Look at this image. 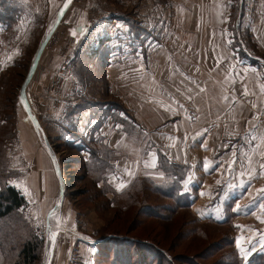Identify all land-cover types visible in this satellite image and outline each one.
<instances>
[{
    "label": "crops",
    "instance_id": "obj_1",
    "mask_svg": "<svg viewBox=\"0 0 264 264\" xmlns=\"http://www.w3.org/2000/svg\"><path fill=\"white\" fill-rule=\"evenodd\" d=\"M63 2L50 1L49 18L54 21L33 58ZM178 2L177 22L167 27L154 25L167 17L166 0L152 2L162 14L155 15L152 7L151 26H140V0H132L130 10L119 0L92 1L91 7H98L100 14L93 20L75 12L71 4L42 51L26 93L50 142L57 132L63 140L74 134L100 147L93 157L72 140L66 145L82 153L88 163L101 162L104 168L95 174L97 185L106 189L110 199L135 180L169 184L176 178L169 164H178L179 192L191 196V211L200 223L231 226L235 247L247 261L264 252V209L259 207L264 194L253 203L258 190L264 189V43L260 40L264 13L254 17L261 20L259 28L248 27L257 39L253 46L257 52L247 46L243 57L230 46L233 0ZM21 5L23 19L29 4L22 0ZM248 16L240 14L237 25ZM0 24V32L4 26L11 30L12 26ZM56 70L65 72L57 93L51 87ZM34 95L47 105L46 115L38 111L37 104L43 105L35 104ZM45 124L53 134H48ZM23 139L29 148L33 142L37 153L30 148L34 158L27 155L29 162L19 161L15 185L27 203L39 209V221L45 214L50 243L44 258L48 256L49 264H93L100 241L97 231L84 228L83 220L76 218L77 207L64 197L55 232V191L60 196V180L52 154L44 141ZM103 151L111 154L108 160ZM8 226L21 230L25 225L19 220ZM8 242L0 240L4 254Z\"/></svg>",
    "mask_w": 264,
    "mask_h": 264
},
{
    "label": "rangeland",
    "instance_id": "obj_2",
    "mask_svg": "<svg viewBox=\"0 0 264 264\" xmlns=\"http://www.w3.org/2000/svg\"><path fill=\"white\" fill-rule=\"evenodd\" d=\"M21 1L22 0H17L15 3L21 5ZM23 1L29 4V12H26L23 19L20 18L17 23L12 25L10 28L11 30H7L4 26V32H0V192L6 186H14L16 184V173L18 172L17 167L19 161L27 160L29 162L31 159L29 160L27 155H29L30 158H34V156H32L34 154L30 153V148H34V143H31L32 145L30 148L26 147L25 143H23V138L27 140L34 138L37 141H43L41 132H38L39 130L28 116L20 101V96L22 84L35 60V58H33L34 50L39 40L44 37L54 20H50L51 18H49L51 0H35V2L32 3L27 0ZM92 1H97L99 3L100 1L106 2L108 0H73L71 4L74 3L75 12L78 14H89V18L93 20L100 14L98 7H91ZM110 1L115 3V0ZM119 1L129 6L128 10H130V3L132 0ZM175 1L166 0L164 14L167 15V17H165V19L156 20V24L154 25L160 24L159 26L161 27H167V25L174 26L177 22L175 11H177L179 7V2L175 3ZM152 2H159V0H140V26L153 25V19L148 18L152 13L150 10L155 6ZM32 5L38 8H32ZM22 6L23 5H21V7ZM39 6L42 7L40 8ZM156 7H159V5H156L154 8L155 15L158 14ZM30 9L32 11H30ZM245 13L249 14V16L243 21V24L238 26L236 21L238 16L240 14L244 15ZM263 13L264 0H233L232 17L229 24L231 31V34L230 32L229 34L232 38L231 47H237L241 53L242 50H245L244 48L249 46L250 52L251 50L257 52L256 48L254 49L253 47L257 45V39H253L248 27L253 30L254 27L259 28L261 26V20L258 17L254 19V17L257 14ZM161 14L162 11L158 16ZM253 20L255 21L253 22ZM157 21H159L158 24ZM162 21H164L163 25L161 24ZM242 26L244 28H241ZM0 27H2L1 24ZM260 40L264 43L263 38L260 37ZM64 78L65 72L55 71V75H53L51 81V87L55 89V93H57L64 84ZM54 83L55 85L58 83L57 86H55ZM51 90L53 91V89ZM27 97L29 98L28 95ZM33 98L35 104L37 102L43 105L40 106L37 104V109L40 114L46 115L47 109L45 107L47 105L44 107V101L35 95ZM30 103L31 107H33L32 100H30ZM40 125L42 127L41 123ZM44 126L49 135L53 134L48 124ZM73 135L74 134L67 135L63 140L60 134L57 135V132H55V140L51 141L53 151L57 153L61 163L65 184V199L70 198L72 203L77 207L80 214L76 216V218L79 217L83 220L84 228L87 231H97V233L101 235L99 238L108 235L109 232L118 233L115 235H120L114 236V239L110 238V245L106 249L109 255L105 254L101 257L99 256L100 260L98 264H116V262L118 264H127L129 260L130 262L128 264H141L139 257L142 256V251L140 247L144 244L151 245L153 249L158 251L160 250V252L156 253L154 263H150V258L152 255L154 257V254L151 249H144L146 253L145 256H147L146 264L225 263L227 260L225 255H229L233 250L231 244H229V237L232 236L231 226L229 225L217 226L208 223H200L201 225H197L188 211H176L172 214V218L168 220H159L145 217L143 214L139 213V208L137 206L131 207L127 211L118 210L119 207L118 209L115 207L104 208L103 204L104 201L106 202L107 197L104 195L102 201L101 198H99V193H97L98 195L96 194L98 189L93 183L94 178H91L90 174L83 168L86 165L84 162V155L67 146L68 143H71L70 140H72L73 143H77L85 149L92 148V150L98 151L99 147L96 144H91L88 140L84 141L83 138L78 135ZM34 150L36 152L35 148ZM147 199L148 201L154 200L153 197H148ZM57 202H60V196L59 194L57 195L55 191V203ZM120 202H123V200ZM142 202L144 204V200ZM162 202L164 201L156 197L155 206L158 207V203ZM169 204L175 205V203L172 202ZM41 205H43V203H41ZM34 206L33 202H29L19 210H15L0 218V240H7L8 236L12 237L13 232L17 241H19L17 244L14 243L15 241L8 242L4 246L5 254L4 251L0 250V264H15L17 260L14 258L19 254L21 245L32 235L39 238L41 241L43 239L44 245L40 251V260L34 264H49L48 256L44 258L45 247L50 243L48 240L49 227L45 224L44 212L40 223V211ZM37 207L39 206L37 205ZM59 215L57 208L55 209V232L59 225V218H61ZM34 217L36 221L33 222ZM19 220H23L25 225L21 230L8 226L10 222ZM135 221L136 224H134ZM38 222L39 225H35V223ZM133 224L135 225L134 230L131 229ZM197 228H201L202 231ZM128 231L129 233H127ZM124 240H126V242H123ZM3 244L5 243L3 242ZM14 246H16V249ZM96 250L97 249H95V252ZM244 261L247 264L249 263L248 260ZM93 264H95V261H93Z\"/></svg>",
    "mask_w": 264,
    "mask_h": 264
},
{
    "label": "trees",
    "instance_id": "obj_3",
    "mask_svg": "<svg viewBox=\"0 0 264 264\" xmlns=\"http://www.w3.org/2000/svg\"><path fill=\"white\" fill-rule=\"evenodd\" d=\"M15 1L17 0H0V21L5 24H8L9 26H12L15 23H17L23 15V8L21 7V5L19 4L17 5ZM240 55L243 57L246 56L243 50L240 53ZM85 150L88 151L93 157H97L98 152L96 150H92V148L89 150L87 149ZM98 151H100V147ZM103 153L106 155L107 160L109 157H111V154L109 152L103 151ZM84 162L86 165L83 168L88 174H90L91 178H94L93 183L95 187L98 189V192H96V194L99 193V198H101V200L103 201L106 189L98 187L97 183L99 181V178L95 174L100 173V171L103 170L104 166L101 164V162H99V160H95L93 161V163H88L85 160ZM179 167L180 166L178 164L175 165L169 164V170L173 173L172 175L175 176L176 178L167 185H159L154 182H146L144 180H137V181L135 180V182L130 187H128L127 189H125L120 193H117L116 195H114L113 198L110 199L106 195L107 200L106 202L104 201L103 204L104 208L115 207L118 209L119 207L118 210L127 211L131 207L137 206L139 208V213L143 214L145 217H151L159 220H168L172 218V214L176 211L177 212L188 211L192 216V218H194L195 224L201 225L198 217L190 209L191 196L189 194L184 195L179 192L180 179H181V173ZM148 197H153L154 200L148 201L147 199ZM156 197L164 201L162 203H158L159 205L158 207L155 206ZM121 200H123V202H120ZM143 200H144V204L142 202ZM171 202L175 203V205L169 204ZM26 204H27V200L25 196L20 194V192L17 190L15 186L12 185L6 186L0 192V218L12 213L15 210H19L20 208L24 207ZM134 224H136V221ZM134 224L131 227L132 230H134L135 227ZM214 225L225 226L223 224H214ZM197 229L201 230V228H197ZM127 233H129V231ZM115 234L118 233L109 232L108 235H104L101 238H99L101 236L99 233L96 234L97 239H99L100 241L96 244L97 250L94 253L95 264H98L100 260L99 256L101 257L105 254L109 255V252H107L106 249L110 245L111 239H114V236H120ZM9 238H13L15 244L19 242L17 241L13 232H12V237L8 236V239ZM8 239L6 240V242H8ZM229 240H230L229 244H231L233 250L229 255L227 254L225 255V258H227V260L225 261L224 264H247L243 260V258L239 255V252L235 247L234 238L230 236ZM123 242H126V240H124ZM43 246H44L43 239L41 241L39 240V238L32 235L29 239H27L24 242V244L21 245L19 254L17 255V257L14 258L15 260H17L15 261V264H17L18 262H19L18 264H34L35 262L39 261L41 257L40 251ZM14 248L16 249V246H14ZM144 249L152 250L154 257L152 255V257L150 258L151 259L150 263L151 262L154 263L156 253L160 252V250L158 251L156 249H153L151 245H147V244L141 245L140 250L142 251L141 253L142 256L139 257V259L141 260V264H146L147 262V256H145L146 253L144 252ZM248 261H249L248 264H263L264 252L253 254L248 259ZM116 264L118 263L116 262Z\"/></svg>",
    "mask_w": 264,
    "mask_h": 264
},
{
    "label": "water",
    "instance_id": "obj_4",
    "mask_svg": "<svg viewBox=\"0 0 264 264\" xmlns=\"http://www.w3.org/2000/svg\"><path fill=\"white\" fill-rule=\"evenodd\" d=\"M72 2H73V0H64L63 4H62V6H61V8H60V10L58 12V15H57V18H56V21L54 23L53 28L46 35L42 45L39 48V51H38L37 55L35 57V60H34L33 64L31 65L30 70H29V72H28V74H27V76H26V78H25V80H24V82L22 84L21 96H20V101L23 104L28 116L31 118L32 122L34 123L36 128L39 130L38 132H41V134L43 136L42 139L44 141V144L49 149V151L51 152L52 157H53V161H54V165H55V171H56V173H57V175L59 177V180H60V202H58L55 205V209L60 207V205L62 204V202L64 200V197H65V186H64L65 184H64V177H63V172H62V168H61V163L59 161L57 153H55L53 151V146H52L50 140L48 139V137L46 136V134L44 133L38 118L36 117L35 113L33 112L30 100H29V98L26 95V87H27L29 81L31 80V78L34 75V72H35L36 67L38 65L39 58L41 56L42 51L44 50V48H45L46 44L48 43L53 31L55 30V28L61 22L66 10L69 8V6L71 5ZM50 215H51V213L49 214V216Z\"/></svg>",
    "mask_w": 264,
    "mask_h": 264
},
{
    "label": "snow or ice",
    "instance_id": "obj_5",
    "mask_svg": "<svg viewBox=\"0 0 264 264\" xmlns=\"http://www.w3.org/2000/svg\"><path fill=\"white\" fill-rule=\"evenodd\" d=\"M61 14H62V13H61ZM73 35H75V31L73 32ZM261 91H264V86H261ZM244 95H245V96L248 95V91H247L246 88H245V90H244ZM254 107H255V105H254ZM253 139H255V137H253ZM234 162H235V161L230 162V167H231V163H234ZM146 166H147V165H146ZM153 167H155V165H153ZM205 167L207 168L208 165H205ZM261 169L264 170V165H261ZM129 174L131 175L132 173L130 172ZM242 175H243V173H242ZM249 175H251V173H249ZM261 194H264V189H260V190H258V195H257V197L254 198L253 203H255L256 199H260V198H261ZM259 207H260L261 209H264V203H261V204L259 205ZM235 210H236L237 212L241 211V210H242V209H241V206L237 204L236 207H235ZM50 238H51V239L53 240V242H54L55 236L53 235V236L50 237ZM241 252L244 253V249H243V248H241Z\"/></svg>",
    "mask_w": 264,
    "mask_h": 264
},
{
    "label": "built area",
    "instance_id": "obj_6",
    "mask_svg": "<svg viewBox=\"0 0 264 264\" xmlns=\"http://www.w3.org/2000/svg\"><path fill=\"white\" fill-rule=\"evenodd\" d=\"M57 84H58V83H57ZM57 84L55 85V83H54L55 86H57Z\"/></svg>",
    "mask_w": 264,
    "mask_h": 264
},
{
    "label": "bare ground",
    "instance_id": "obj_7",
    "mask_svg": "<svg viewBox=\"0 0 264 264\" xmlns=\"http://www.w3.org/2000/svg\"><path fill=\"white\" fill-rule=\"evenodd\" d=\"M62 81V80H61Z\"/></svg>",
    "mask_w": 264,
    "mask_h": 264
}]
</instances>
